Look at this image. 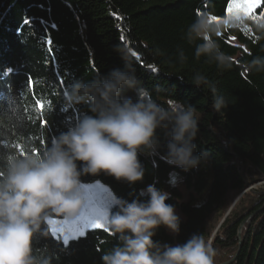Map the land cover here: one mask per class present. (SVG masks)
Instances as JSON below:
<instances>
[{"label": "trees", "instance_id": "16d2710c", "mask_svg": "<svg viewBox=\"0 0 264 264\" xmlns=\"http://www.w3.org/2000/svg\"><path fill=\"white\" fill-rule=\"evenodd\" d=\"M231 2L0 0V153L9 148L20 152L17 144L24 148L31 142L39 154L82 114H91L87 104L66 106L63 92L76 81L91 82L123 69L119 45L132 55L136 74L154 99L197 108L201 121L196 153L206 154L207 160L187 172L170 164L165 147L170 137L158 130L157 152L139 155L145 170L142 181L130 185L104 173L81 177L86 207L94 204L89 208L92 217L101 218L106 205L91 183L101 181L117 198L128 201L146 199L141 190L155 185L171 194L166 202L180 216L181 231L173 235L160 227L154 241L176 245L201 234L216 251L214 264L233 259L229 264H264V187H250L256 174L264 176V73L248 67L254 56H264V50L244 29L225 33L221 49L236 61L231 70L219 71L204 58L197 60L195 44L183 39L198 14L208 11L224 17ZM263 9L264 5L256 9V17ZM178 48L187 56L183 65L177 60ZM197 72L230 101L222 114L213 108L209 90L191 84ZM28 78L36 82L34 90L26 87ZM126 95L135 99L132 91ZM37 100L45 103L43 113L37 111ZM238 194L242 195L230 209ZM216 223L220 224L213 235ZM117 243L103 227L90 228L67 243L50 231L47 238L37 235L33 248L37 254H56L54 264H102V254Z\"/></svg>", "mask_w": 264, "mask_h": 264}, {"label": "clouds", "instance_id": "9594fccd", "mask_svg": "<svg viewBox=\"0 0 264 264\" xmlns=\"http://www.w3.org/2000/svg\"><path fill=\"white\" fill-rule=\"evenodd\" d=\"M240 29L254 34L264 50V15L253 19L239 7L224 17L208 11L198 14L183 39L195 44L197 60L204 58L226 71L233 68L236 57L221 49L220 40ZM116 51L125 61L123 69L91 82L76 81L63 92L66 106L87 104L91 114H82L39 154L31 142L25 143L23 152L9 148L0 153V264H54L58 256L37 254L33 241L52 232L44 225L59 223L51 217L63 221L81 217L86 207L81 177L104 173L130 185L142 181L145 170L139 155L157 152L158 130H166L170 137L165 145L170 164L187 172L206 162V154L196 153L201 121L197 108L154 99L138 78L130 52L119 45ZM177 60L181 65L187 61L182 48L177 49ZM248 67L264 73V56H254ZM191 84L212 93L216 112L222 114L230 104L206 75L197 72ZM128 91L135 93V99L126 95ZM140 195L146 199L113 200L116 210L105 215V230L118 243L102 254V264H214L216 251L201 234L176 245L154 241L160 227L178 235L181 218L166 202L169 192L148 185Z\"/></svg>", "mask_w": 264, "mask_h": 264}, {"label": "rangeland", "instance_id": "374dc122", "mask_svg": "<svg viewBox=\"0 0 264 264\" xmlns=\"http://www.w3.org/2000/svg\"><path fill=\"white\" fill-rule=\"evenodd\" d=\"M236 2H237V0H232V2H231V4H233V9L235 8V3ZM239 2L242 3V0H239ZM256 9L252 13V15L257 16L256 13H255ZM262 13H264V9L262 10ZM255 177H256V181L250 187H253V186H255V187H258V186L264 187V176L261 175V174H256ZM91 187L94 190H96V192L98 193L97 194L98 197L100 196L102 199H104V204L106 205V213L101 218L92 217V215L90 213V209L93 208L94 204L93 203H89L87 205V207H85V211L81 214V217L77 221H63L62 218H53V217H51L52 220L59 221V223L50 224V227L51 228L58 227V228H61L63 230L62 233H56L55 234L56 237L62 238L63 240H64V238H63L64 236H68V240L78 237V236H73V230L79 229V228H83L84 231L86 232L88 229H90V228H86L85 227V222H86L87 219L99 220L102 223V225L104 226V228H106V222L104 221V217L109 211H111V209L113 207L112 206V202L117 197L114 195V193L112 192L110 187H108L106 184L102 183L101 181H96V182L91 183ZM104 188H106V190H104ZM241 195L242 194L235 195V197L233 198V201L231 203L232 205H231L230 209L237 202V200L241 197ZM89 201L91 202V200H89ZM224 218H225V216L223 217V219ZM219 224L220 223H216L214 225V233H213V235L218 230Z\"/></svg>", "mask_w": 264, "mask_h": 264}, {"label": "snow or ice", "instance_id": "6c2138e0", "mask_svg": "<svg viewBox=\"0 0 264 264\" xmlns=\"http://www.w3.org/2000/svg\"><path fill=\"white\" fill-rule=\"evenodd\" d=\"M262 5H264V0H242V3L239 2V0H237V2L235 3V7H239L242 10H244L247 14L250 15L251 18L256 19L257 17L255 15H252V13L254 12V10L258 7H261ZM233 10V4H229L228 7V12ZM264 15V14H261ZM28 21L25 20V24H27ZM48 45H49V51H51V44L52 41L49 39L47 41ZM133 55H135V53H133ZM149 67H151L149 65ZM26 87L30 90H34L36 87V82L31 80L30 78H28L27 83H26ZM36 106H37V111L43 113L45 110V103L37 100L36 101ZM48 107L50 108L51 105L49 104ZM41 124L44 126H47V121L46 120H41ZM16 147L18 149H20V152H23V148L17 144ZM35 151V149H34ZM85 227L86 228H91V229H98V228H103L104 226L102 225V223L99 220H95V219H87L85 222ZM63 230L61 228L58 227H53L52 228V233L53 235H55L56 233H62ZM85 235V231L83 228H79V229H75L73 230V236H83ZM64 242L67 243L68 242V236H64Z\"/></svg>", "mask_w": 264, "mask_h": 264}, {"label": "water", "instance_id": "95a60500", "mask_svg": "<svg viewBox=\"0 0 264 264\" xmlns=\"http://www.w3.org/2000/svg\"><path fill=\"white\" fill-rule=\"evenodd\" d=\"M234 260V259H233ZM232 260V261H233ZM232 261H229V262H224V263H221V264H229V263H231Z\"/></svg>", "mask_w": 264, "mask_h": 264}]
</instances>
